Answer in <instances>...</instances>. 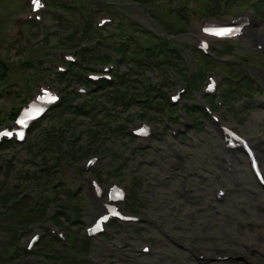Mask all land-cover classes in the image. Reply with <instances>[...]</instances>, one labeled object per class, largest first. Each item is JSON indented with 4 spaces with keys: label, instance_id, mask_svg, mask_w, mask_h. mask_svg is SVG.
Instances as JSON below:
<instances>
[{
    "label": "rangeland",
    "instance_id": "obj_1",
    "mask_svg": "<svg viewBox=\"0 0 264 264\" xmlns=\"http://www.w3.org/2000/svg\"><path fill=\"white\" fill-rule=\"evenodd\" d=\"M153 1L151 3L142 1L143 5L147 7L146 9L138 6L137 4H127L123 0H115L114 3L112 1L107 0L110 7L115 9V13L118 19H123L125 23H128L129 21L139 23L144 26H148L147 19L144 16V13L149 12L151 15H154L155 17L157 15H160L162 17H165L167 20H173V17L168 14L169 10L174 9V11L179 12L181 10H185V12L190 14L189 21L186 24L187 31L190 34H186L183 36H179L176 38H172V40L176 43V46L178 48L183 46H192L193 39L192 35L197 34V28L200 25L201 21L209 19L207 16L203 15L201 13L202 7L198 9L199 1L198 0H148ZM231 0H220L219 4L220 7H223V5L229 3ZM140 2V1H138ZM141 3V2H140ZM105 2L101 1L100 5L102 8L104 7ZM164 7L163 10H161ZM22 4L21 0H0V39L3 42V46L0 50V57L4 58L6 62H9L7 64L9 66V69L12 68L13 63L11 61H28V66L31 68V75L35 74L36 70L35 67L36 64L40 67L39 60L44 55V50H42L40 47H32L30 46V39L33 40H40L42 41V33H39L37 35H30V31L27 29L28 34L25 32L23 33L22 37H20L19 41L14 40L16 38L14 34L17 31V27L14 24V16L16 13H18L20 10H22ZM104 9L107 10L106 7ZM240 11H237L235 8L233 11H231L229 14L218 16L215 15V17H212L211 20L216 22H228L229 18L235 17L238 15L239 12L244 11L245 7L244 5L241 7H238ZM161 10V11H159ZM158 12V13H157ZM196 13V14H195ZM20 14V13H19ZM187 16V17H188ZM70 18V17H69ZM68 18V19H69ZM158 18V16H157ZM177 22H180L181 24H184L185 21L180 20V16L175 17ZM260 25H258L252 32H250L248 38H246L242 43H239V45H235L233 48V54H227L223 55L226 60H234L235 63L226 62L221 64V68L224 72H226V69L230 72H234L238 70L239 65H246L248 66V69L242 68L244 72L241 74H238V82L233 81L225 85L222 98L224 102L226 103L225 110L222 112V117L228 121L229 123H238L241 121L242 114L240 112V107L243 104L249 105L250 102L247 100L239 101V86L241 85L242 89L248 90L252 96L254 97L253 103L255 104V109L251 111L250 114H248L247 121L245 124L241 125L242 132L246 134L247 137L251 138L255 141H261L264 143V107L258 104L257 97L260 93L258 89H255V84H250V80L252 81L251 77L248 75L250 73L251 69H257L255 70V78L258 81V83L262 86L264 91V61L261 62V60L258 58H262L264 60V51H260L257 49V47L254 45L259 43L264 46V24H262V20L259 21ZM71 30H75V26L71 25ZM129 29V27H128ZM117 32L116 30H112ZM111 32V31H110ZM109 31L105 32L102 37L107 36ZM122 33L120 32L119 35ZM126 35V34H124ZM139 34L135 33V36ZM145 35H139L137 38V42H140V44H143L146 41ZM30 38V39H29ZM95 38V37H94ZM120 38V37H118ZM124 39V37H122ZM56 41V39H54ZM92 42V41H91ZM92 44V43H91ZM234 45V44H232ZM224 45H220V49H224L222 47ZM218 48V49H219ZM217 49V50H218ZM230 49V48H229ZM19 51H22L20 54ZM110 54L114 53V49L109 51ZM231 53V51H230ZM258 56V57H257ZM9 58V59H8ZM8 60V61H7ZM195 61V60H194ZM32 64V66H31ZM33 67V68H32ZM198 67V63H195L194 66H191L190 68H194L193 71H196ZM260 67V68H258ZM124 67H121L123 70ZM10 71V70H9ZM221 69L217 68L214 70L215 73L220 72ZM9 73V72H8ZM11 75L13 77H16L18 74L16 69L10 71ZM8 76V75H7ZM28 76V72H24L22 74H19L17 84L16 82H8L7 89L9 92L8 97H0V108H4V110H12L13 107H17V105L26 98L27 93L22 92L21 89L24 87L26 88V91L28 90V87L24 85L25 78ZM148 76L152 79V82L154 85H160L159 80L160 76L153 74V72H149ZM7 78V77H6ZM147 82V79H145ZM16 83V84H14ZM179 83V82H178ZM176 83L172 89L169 91H172L176 88ZM2 88L4 90V87L0 84V93H2ZM165 90H167V87H165ZM14 91H20V95L18 98H14ZM199 91L197 90L195 92V96L199 95ZM264 97V93L262 95ZM14 99V100H13ZM195 99V98H194ZM138 108L134 107L133 110H131V114L134 117L137 113ZM72 114H70V117ZM125 116V114H124ZM73 117V116H72ZM107 120L105 114H102L99 116L98 122L104 124L107 123V126L109 129H115L118 125L115 121L111 120L108 122H105ZM140 119H136L134 122H139ZM164 121H166V118H163ZM63 127L65 128L66 132V141L63 145L64 147H70L68 144L69 138L74 137V132L70 134V131L68 127L65 125V123L62 121ZM110 124L113 125V128H110ZM95 125V124H94ZM156 128H164L165 126L161 123H155L154 124ZM54 126L51 125L48 127V129H44L40 132L39 136H43V138L39 141L38 144V150L34 151L33 154L42 153L41 148L44 147L45 143H43L47 138H45V135L47 134L48 130H51ZM78 127V128H77ZM77 130L80 129V131H85L84 134L80 136V140L78 141V144L81 145V143L86 142L87 140L90 141V138L88 137L89 134H87L88 129L86 126H76ZM192 134V141L189 144L188 142L183 143L184 141H189L190 137L188 136H179L177 139H169L167 137H162L164 139L158 140V145L162 148V152L160 154H148L146 157H143V155L137 156L138 162L141 167V174L145 177V186L142 189L141 192V198L147 205V211L146 213L148 215L158 216L161 217L167 225H170L173 227V220L175 218L183 217V213L180 212V210L176 213H172L170 211V204L171 199H175L172 190L177 185L178 178L182 175H186L189 180H191L192 183L196 184L198 188V193L200 192L202 196V200L200 204L198 205L199 212L198 213V220L196 221V225L200 220L205 221L206 225L208 226L209 233L215 237V240L212 244L209 245L213 251L216 253H211L210 255H218V253H224L229 254L233 252H239L240 254H243L244 256H247L249 260L256 261L260 264H264V193L259 188L254 186V183L252 182V178L249 176L246 165H244L243 161L240 159L239 167L242 172V178H243V185L242 187H236L229 184L230 192L227 200L223 204H217V208L210 209L209 202V192L207 191L208 188L214 187L219 182L222 181L217 179V176L215 175L217 173L216 171V156L217 153L220 152V139L218 136V133L216 131V128L213 124H209V126L198 132ZM79 136L80 134L77 133ZM88 135V136H87ZM111 138H115V136H111ZM262 139V140H260ZM124 140L121 138L117 139H110L106 137V141L99 142L97 151L100 150L98 153H105L108 154L107 156H111L112 153L109 151L114 150V152L119 153L122 156V160L125 159V157L129 160V149L132 144L124 145ZM181 144V145H179ZM131 145V146H130ZM135 145V144H134ZM108 146L110 148L109 151H104L103 147ZM130 146V147H129ZM129 147V149H128ZM169 147L173 148L174 150H169ZM113 148V149H112ZM176 149L181 150L185 155V159L181 162L182 169L179 173L172 172L171 168L168 165V160L166 159L167 155H164L165 153H168L170 151L174 152ZM14 151L17 152V157L13 158L15 160V164L18 168H24L25 164H28L29 162L33 163L36 162L35 156L31 155L30 153H26L27 151L24 150V148H17ZM46 155H51L49 152H45ZM31 155V156H30ZM55 155H58L55 154ZM138 155V153H137ZM262 155L264 156V150ZM53 157V156H52ZM28 159H30L29 162ZM26 162V163H25ZM136 162H133L135 164ZM64 165V164H63ZM129 166L125 169L126 175L121 177L122 180H130V172H129ZM31 169L34 171V167L30 166ZM77 163L71 164V162L68 160L67 163H65V167L62 170H59L58 178L59 180L63 179L62 177L66 178H72L75 176V183L71 186V188L76 189L80 188L82 191L81 194H84L86 196L85 203L88 202L87 194H86V187L82 179L77 176ZM26 168L24 169V171ZM200 174H205L208 177V180L206 182L202 181L199 178ZM78 179H77V178ZM23 182V180H22ZM67 184L71 183L70 179L66 180ZM23 189L31 192L32 195H48L50 197H54L53 192H49L47 188L45 187H39L36 184L29 185L27 187L23 186ZM50 194V195H49ZM173 203H177L176 200L173 201ZM212 203V201H211ZM179 204V203H177ZM129 208L137 209V201L134 199L132 205ZM3 209L0 207V213H2ZM95 211V208L93 205H90L88 202L84 208L83 215L84 221H88L92 218L93 213ZM9 218L3 217L0 218V235L1 238L6 242L8 235H6V227H10L9 222H5ZM14 221L16 219L13 218ZM253 223L252 226L248 225V222ZM70 223V222H69ZM71 224V223H70ZM47 227L46 224L41 223L40 221L32 224L29 226L30 230L23 229V241L20 243L19 246L22 247L26 243L27 239L35 232H44L45 228ZM75 228V225H74ZM151 228H148L147 231H143L141 235L139 236L137 233H135L134 237H132V248L134 247V250H137L142 245L147 243L150 239H153L155 242L153 244L154 248L159 252V255L153 258H144L140 255H128V261H126V264H196L187 254L182 253L181 251L175 249L170 244H167L165 240L160 238L159 236H155L153 231L151 232ZM69 237V234H68ZM82 241L80 237H75L74 235H70V242H76L77 244ZM254 243L257 252L251 254L247 248L246 244ZM9 248V246L7 247ZM58 249V245L56 247ZM97 245L92 244L90 247V250L87 254H85L84 258L89 259L91 254L96 250ZM220 250H225L220 252ZM38 251V249H37ZM36 251V252H37ZM74 248H71V251L67 249V252H73ZM21 264H37L36 261L33 259V256H29L24 259V261ZM57 264H61V262H58ZM236 264H247L245 261H239Z\"/></svg>",
    "mask_w": 264,
    "mask_h": 264
},
{
    "label": "trees",
    "instance_id": "obj_2",
    "mask_svg": "<svg viewBox=\"0 0 264 264\" xmlns=\"http://www.w3.org/2000/svg\"><path fill=\"white\" fill-rule=\"evenodd\" d=\"M139 1H145L148 3H151L153 1H148V0H139ZM199 1V5H203L205 8H207V10H209L211 12L212 15H220L225 13L226 11H230L238 6H241L243 4H249L251 2V0H231L229 3H227L225 5V7H220V0H198ZM263 11V10H261ZM180 16V20L182 21H187L188 18V14L185 12V10H181V12L179 13ZM84 25H86L88 27L87 22L84 23ZM168 29L172 32V33H183L185 30L181 29L179 30L178 28L174 27L173 25L167 24ZM89 30L83 31V34L85 36H89ZM230 48V47H228ZM127 49V47H126ZM100 51V52H99ZM103 55V52L99 49L95 50L92 53H88L86 54L87 58H90L91 61L93 60H99L100 57ZM137 64L139 66V77H130V73L129 74H125L123 75V77H121L119 79V82L117 84H111V85H107V84H103L101 87H99V95L97 97H95L93 99V102L91 104H88L85 108H81L76 110V113L79 115H83L87 118H90L91 120H95L97 119V114H94V112H98V110H100L99 112L103 111L104 109H106L105 104L108 103L110 104L114 109L117 106H122L123 108H125V110H128L134 106H141L144 110V114H139L138 116H140L141 118H145V117H150V119L152 120H157V117L155 116H150L148 109L151 108V101L147 100V102H143V98H147L148 96L152 98V94L151 92H156V89L152 86L147 85L146 87L143 88L142 84L139 83L141 82L140 79L141 75H144L148 70H152V71H157L159 72L164 81V85H168L172 83V80L175 77H185L182 69H181V65L179 63V58L172 46V43H164L161 42L157 48L154 49H150V50H144L143 54L141 55V58L139 61H137ZM209 65L207 62L204 63L203 68L200 70L199 75H202V72L204 69L208 68ZM12 69L17 71L18 74H20V71L18 69L17 66H12ZM238 74H241L243 71L242 68L238 69ZM232 73V72H231ZM236 75V73H234ZM126 75H129V77L126 78ZM69 83V86L71 85V83L73 82H81V77H77L74 72H72L70 75H68L66 78H64L63 80ZM250 84H253V80L249 81ZM255 87V86H254ZM239 93L243 92V89L241 87V85L239 86ZM255 89H257L255 87ZM245 90V89H244ZM70 93V91H69ZM164 94V93H163ZM162 93H159V102L157 104H161V105H166L168 104L166 98L163 96ZM250 92L248 91V95L250 96ZM138 99H141V101H139ZM140 102V103H139ZM72 103H73V99L71 94L67 96L65 103L63 105V107L61 108V111L59 112V117H64V114L66 112H68V110L72 107ZM141 104V105H140ZM109 117H113L116 118V115H112L110 112L108 113ZM124 121H130V119L128 118H124ZM88 123V122H87ZM123 129V128H122ZM124 134V132H122ZM97 134H95L93 137L95 138ZM92 136V133H91ZM98 136V135H97ZM32 142V141H31ZM32 143H29L27 146L30 149L32 147ZM61 162L58 163V165H60ZM54 178V175L51 173V170H48V172H46L42 178V180L45 181V184L47 185H51L52 184V180ZM30 182V179H27ZM35 182L37 184H40V180L35 179ZM31 183V182H30ZM57 186V185H55ZM5 190V188H4ZM16 196V194L12 195ZM5 196L2 194H0V199H4ZM60 199V198H58ZM28 199H25L23 201V205L28 206ZM56 200V199H55ZM71 200V199H69ZM50 202L51 200H46L45 203ZM62 202H65L64 200L61 199ZM23 205L19 204L18 206H16L15 209V213L12 215H9L7 218H9L8 220H6L5 222H9L10 223V227H6L5 231H6V235H8V237H10L9 239H7V241L5 242L0 235V264H19L20 261H22L24 258V256H19L17 255L15 257V260H9L6 257L7 251L6 248L8 246H13L16 242L19 235V230H15L14 228L11 227V225L13 223H15L16 221L13 220V218L15 219V217H22V222H28L30 220H34L38 217V215H36L33 212L29 211V214H25L24 213V208L22 207ZM44 205V203H43ZM44 211L42 213V216H44ZM58 222H62L61 219L57 220ZM18 222V221H17ZM52 241H45L44 242V246H43V251H47L49 250V247H52ZM88 247V243L84 242L83 240L80 241L77 245H75V249L79 252H83V249H87ZM54 249V248H53ZM55 251V250H54ZM56 253L58 251H55ZM60 254V256L57 257V260H60L62 262H64L65 264H81L80 262L77 261L76 258L72 257L71 255H69L67 252L66 254L62 253V252H58Z\"/></svg>",
    "mask_w": 264,
    "mask_h": 264
},
{
    "label": "water",
    "instance_id": "obj_3",
    "mask_svg": "<svg viewBox=\"0 0 264 264\" xmlns=\"http://www.w3.org/2000/svg\"><path fill=\"white\" fill-rule=\"evenodd\" d=\"M7 71L8 69L6 64L2 60H0V80H3L5 78Z\"/></svg>",
    "mask_w": 264,
    "mask_h": 264
}]
</instances>
